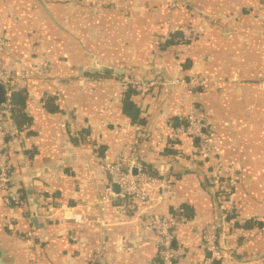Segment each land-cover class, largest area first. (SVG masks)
I'll list each match as a JSON object with an SVG mask.
<instances>
[{
	"label": "crops",
	"instance_id": "obj_1",
	"mask_svg": "<svg viewBox=\"0 0 264 264\" xmlns=\"http://www.w3.org/2000/svg\"><path fill=\"white\" fill-rule=\"evenodd\" d=\"M178 39L198 52L162 53ZM0 49L13 79L28 75L14 103L28 118L22 157L14 148L11 165L25 206L7 205L0 189V264H160L143 219L98 202L104 166L132 142L164 175L143 188L150 211L184 219L177 264H264V0H0ZM90 56L123 73L88 71ZM193 79L202 87L184 84ZM130 80L151 84L135 98L140 124L121 109ZM192 106L206 138L171 135ZM172 138L176 153L163 154ZM75 212L92 223H74ZM212 224L222 258L203 246Z\"/></svg>",
	"mask_w": 264,
	"mask_h": 264
},
{
	"label": "built area",
	"instance_id": "obj_2",
	"mask_svg": "<svg viewBox=\"0 0 264 264\" xmlns=\"http://www.w3.org/2000/svg\"><path fill=\"white\" fill-rule=\"evenodd\" d=\"M179 30L186 36L191 35V31L185 28H179ZM27 79L28 75L23 73L21 76L13 79L2 66L0 53V86L4 92V99L0 103V189L5 193L7 205L17 209H24L25 201L20 196V193L16 191L17 185L11 175L14 144L8 135V125L4 111H11L14 106V103L11 101V93L23 87L22 84ZM184 84L191 86L195 90L201 88L203 85L202 82L196 79L189 80ZM124 85L133 88L137 93L136 96L140 97L148 92L151 84L146 85L130 80L124 83ZM205 128L206 125L203 119L198 116L196 108L192 106L184 118L183 124L175 128L168 126V132L173 136L203 140L206 138ZM138 130L139 127L136 126V131ZM135 147V142H132L126 155L117 157L112 163L104 166V172L108 176V182L98 201L99 205L104 209L109 204L119 202L120 207L118 213L121 216L135 214L142 218L144 221L142 233L155 238L157 256L160 264H177L178 255L173 243L176 238V229L184 222V219L182 217L163 216L150 211L149 198L143 188L145 186L165 184V181L161 178L151 177L144 171L141 161L135 156ZM114 186H117L118 192L114 191ZM231 213V204H229L226 208V213L222 215L221 226L223 223L222 219ZM27 218L30 219V216ZM71 219L79 225H90L92 223L90 219L79 212L73 213ZM220 225H209L203 229L201 234L204 249L213 258L223 257L218 246Z\"/></svg>",
	"mask_w": 264,
	"mask_h": 264
},
{
	"label": "trees",
	"instance_id": "obj_3",
	"mask_svg": "<svg viewBox=\"0 0 264 264\" xmlns=\"http://www.w3.org/2000/svg\"><path fill=\"white\" fill-rule=\"evenodd\" d=\"M193 11L196 13H199L193 6H190ZM192 51V53H197L198 50L191 47L189 42H186L185 40L178 39L176 42H170L167 41L166 44H164L161 47L162 53H166L168 51H172L174 53H179V52H186V51ZM136 92L133 88L130 86H123V91L121 92V98H120V103H121V109L123 114L130 119L131 124H140L142 123V119L139 116V108L136 105L135 98ZM4 114L7 119V125H8V135L11 138L14 148L17 152V154L22 157V150H21V145L20 141L18 139L20 133L26 128L27 123H28V118L26 117V114L23 111V102H19L18 104H14L13 108L11 111H4ZM174 120V119H173ZM176 121V120H175ZM171 121L172 125H177V121ZM179 143V140L176 138L170 139L169 145L164 148L163 154H174L176 153L177 150L174 149V145ZM144 171L151 177H157V178H163L164 175L162 172H158L156 170H151L149 165L144 164ZM17 192H21L20 196L24 199V193L26 191V187H18L16 188ZM232 189L231 186L227 182H222L221 183V188L218 190V193L221 196H228L231 193ZM228 219L233 218V214H228ZM213 264H217V261H214Z\"/></svg>",
	"mask_w": 264,
	"mask_h": 264
},
{
	"label": "water",
	"instance_id": "obj_4",
	"mask_svg": "<svg viewBox=\"0 0 264 264\" xmlns=\"http://www.w3.org/2000/svg\"><path fill=\"white\" fill-rule=\"evenodd\" d=\"M90 58H92V64L88 68V71H90L92 73L116 74V75L123 73L122 70L114 69V68L99 64L97 59L93 56H90ZM3 99H4V92H3L2 87L0 86V103L3 101ZM11 101L13 103H17L19 101V92L18 91H14L11 93ZM113 189L115 192H118L117 186H114ZM28 199L30 200L31 198L29 197Z\"/></svg>",
	"mask_w": 264,
	"mask_h": 264
}]
</instances>
